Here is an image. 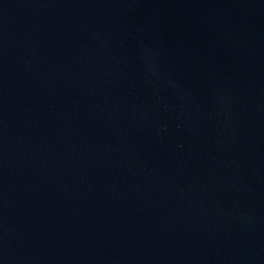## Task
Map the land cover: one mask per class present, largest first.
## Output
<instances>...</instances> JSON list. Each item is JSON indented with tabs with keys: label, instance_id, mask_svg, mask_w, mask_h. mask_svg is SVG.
Listing matches in <instances>:
<instances>
[{
	"label": "water",
	"instance_id": "1",
	"mask_svg": "<svg viewBox=\"0 0 264 264\" xmlns=\"http://www.w3.org/2000/svg\"><path fill=\"white\" fill-rule=\"evenodd\" d=\"M0 264H264V0H0Z\"/></svg>",
	"mask_w": 264,
	"mask_h": 264
}]
</instances>
